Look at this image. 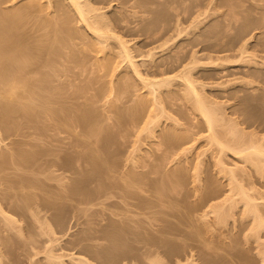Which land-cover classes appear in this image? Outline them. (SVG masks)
<instances>
[{
  "label": "rangeland",
  "instance_id": "rangeland-1",
  "mask_svg": "<svg viewBox=\"0 0 264 264\" xmlns=\"http://www.w3.org/2000/svg\"><path fill=\"white\" fill-rule=\"evenodd\" d=\"M111 1L113 8L111 6L108 11L120 6L119 3L123 0ZM125 1L123 2L127 4L130 0ZM152 1L150 3L153 4H150L149 0V4L144 3V9L142 5L140 6L144 12L139 7L135 9L137 13L139 12L136 19H133L135 14L131 15V18L128 17L129 20L131 19L129 22L136 21V24L130 23L134 24L131 27L139 24V28H134L140 29L139 31L135 29L137 33L132 31V28L130 31L124 30L123 33L124 37L130 40L129 44L133 52L137 54L140 50L145 52L149 48L157 47L156 58L161 56L164 59L171 57L172 53L177 51L183 54L182 50L189 51L190 48V50L194 48L198 50L199 53L195 50L194 52L198 53L196 55L200 62L195 60L197 56L192 60L193 57L190 55L187 59L191 57L192 61H197V65L201 64V67L194 68L195 78L201 84L204 83L203 86L198 83L199 89L212 106L214 104V107H219H216V110H221L222 114L219 115H223L224 112L223 116H218L221 120L217 119L220 125L215 126L217 129L215 133L218 132V135H215L219 136L222 141H226V144H230L231 130L235 128L233 130L241 133L238 134L240 141L259 144L264 139V0ZM10 2L11 0H2L1 5L5 6ZM24 2L26 0H20V3ZM163 4L166 6L164 7ZM178 4L180 6H177ZM163 7L169 8L170 13H167L172 17L176 14V19L180 17L179 19L184 22L187 18V22L183 24L188 26L187 29H184L180 37H176L178 36L176 34L173 40L171 38L169 41L164 40L167 30L165 27L173 25L176 19L171 18L173 24L170 23L171 19L166 13L168 10L165 13L170 20L169 26H166L168 20L166 22L162 20L164 17L160 18L161 20L156 18L159 20L157 22L154 19L161 15L160 9ZM157 11L159 16L156 14ZM193 13L198 14L199 17L193 15L192 18ZM184 16L185 18L182 19ZM194 18L198 19L196 23L198 25L193 28L189 23ZM146 25L148 28L145 27ZM161 27L165 29V32H162L165 34L164 37L161 31L157 30ZM151 28L154 32L156 30L159 32H156V36H152L155 37L154 39L147 35V32L152 31ZM170 34L167 33L169 38L172 36ZM145 36L148 38L149 45L142 47V43H147ZM151 38L152 43H150ZM185 44L188 49H185ZM177 48H181V51ZM242 50L246 51L245 56L242 54L244 58L241 56ZM94 54L97 57L101 56V53ZM95 56L94 59H96ZM218 57L220 59L217 63H219H215L219 66L212 62ZM94 59L91 61L86 58L89 62L86 61L88 67L81 63L82 67L86 70L91 69ZM187 59L184 64H187ZM190 59L187 62H190ZM83 61L85 63V59ZM79 62H81L80 59ZM48 68L41 70L40 75L47 76ZM57 68L59 72H56L57 75L52 76L51 74L53 79L48 78L50 82L46 86L48 91L50 86L52 88L49 93L54 103H56L55 100H60L55 98L63 94L61 97H64V100L72 101L78 111L82 109L84 111L87 105V95H94L97 110L94 109L96 113L93 114V119L96 117V121L94 120L91 126H94V122L101 124L102 129H98L102 130L101 138L99 136L100 139H96L95 134H93L95 136H89L86 130L89 129L90 124L78 122H74L75 125L68 123L73 127L66 125L69 129H66L64 125H54L57 122H49V120H45L48 122L46 124L43 121L42 125H39L41 124L39 122V126L36 127L35 123L38 121L33 120L35 118H30L34 123L25 122L29 119L24 120L22 115H19L22 116L21 118L17 115V121L25 122H21V127L19 121L20 125L16 124L14 127L16 119L13 118L14 124L13 122L11 124V119L8 124L6 123L12 129L1 126L3 124L0 123V160H6L7 157L12 159L10 156L14 154L17 147H21L19 151L27 150V153L29 150L34 153L31 149L39 150L34 161L31 158L26 165L24 164L25 166L22 163L23 166H19L20 168L26 167V174L28 173L29 179L33 180L29 183L35 181L37 183V185L36 183L35 185L28 184L29 188L26 185L27 189L24 188L22 179L19 183L16 181L18 176H21L19 173L24 172L22 169L19 172L20 168L17 165L20 163L15 162L17 164L15 169V165H10L11 159L6 160L7 162H0V165L2 163L1 166L4 167L3 169L0 166V211L2 212L0 213V241L5 243L1 245L0 242V264H74V260L69 258V255H62V261L65 262L62 263L61 259L57 258L61 253L70 254L72 257L81 256L86 264H101L102 260L99 255L110 251L112 253L111 249L115 250L118 247L113 246L118 243H111L112 241H117L121 245V240L128 237L130 238L128 242L140 245L144 244L141 243L143 240L147 242L157 239L158 241L160 235L164 233L166 237L165 235L161 237L166 238L164 242L160 243V240L156 243L162 245L165 241H169L167 244L169 246L165 248H169L167 250L171 248L173 258L180 254L182 264H264V227L258 228L259 218L245 212L243 198L236 184L241 183L250 193V197L253 196L252 199L263 207L264 174L262 175L256 166L243 162L228 150L225 154L221 153L222 149L219 152L220 145L215 143L213 137H210L211 130L202 115L194 108L192 99L177 92L176 89L180 88L178 87L179 79H173V84H169L165 92L158 96V100L160 101L159 97L162 100L158 108V104L150 99L147 90L135 77H126V82L124 79L122 82L119 80L117 82V77H114L116 82L113 84L109 76L99 79L95 76L96 74H93L90 84L87 83L90 78H86L85 81L84 76L81 77L82 75L79 76L77 73L69 75V78L61 76L64 68L60 64ZM179 68L175 70L173 68V71L168 74L177 73ZM88 71L85 72L86 75ZM62 78H66L65 82L61 80ZM70 80L74 81V85L77 83L79 85L81 81L86 82V85L90 84L86 86V89L84 88L87 95L77 93L75 96L71 93L73 88L76 92V86H68L66 82ZM118 88L121 90L119 91ZM167 91L173 93L167 94L169 93ZM118 92H121L122 97L118 99L117 107L128 115L121 122L116 123L115 109L109 108L105 102L109 98L113 100L114 97L116 100ZM138 98H143L142 102L145 106L141 100L138 102ZM135 103L139 107L141 104V107H144L141 111L139 108L135 111H139L140 114L132 111L136 109H133ZM98 124L95 123L96 128L100 126ZM96 128L93 127L92 130L90 128L91 132H89L94 133ZM170 133L174 134V137L180 134L184 137L180 135V139L166 140ZM8 149L14 152L9 155L10 150ZM85 149H91L93 156L99 153L104 157L107 161L103 158L106 168L104 167L105 169L103 168L101 172L95 170L96 165L93 166L95 159L91 157L94 159L91 160L90 155L85 153L87 152ZM68 154H72L73 159ZM5 162H9L10 166L3 164ZM229 169L235 171L233 179L236 177L237 180L234 181L236 183L232 181L233 179L231 180L233 174L231 175ZM80 178L83 180L79 181ZM74 180H76L75 184ZM21 182L23 186L20 185ZM164 182L168 186L173 185V188L169 186V189L165 188L166 191H164L161 189ZM39 184L41 187L35 188ZM79 185H82V191L76 189ZM20 187L24 188V191H20L18 189ZM95 191L96 195H94ZM20 192L31 195L30 207H26L25 197L22 200L20 197L23 194ZM88 193L92 196L91 194L87 196ZM13 195L16 196L13 197ZM32 197L35 199L33 200ZM20 199L23 201L20 202L22 204H17L21 201ZM134 203H148L150 206L155 204L156 207L151 206L152 208L146 205L149 206L148 210L149 208L154 209L153 212L156 210L159 213L155 211L156 213H150L149 216L147 206L141 205L143 208L145 206L148 212V215H146L147 212L142 214L145 208L144 210L141 208V211L138 209L140 205H132ZM126 207L130 211L133 209L134 214L124 215L121 211ZM223 208L230 210V213L229 216L226 215L228 217H223L222 214V219H220L222 211L226 213ZM181 213L187 215L186 220L183 219L184 215ZM262 213L264 214V210ZM177 214L180 215V220ZM3 215L12 217L15 221H13L15 224H12L15 229L11 224L9 225L11 222L8 221V224L4 222L7 218L5 219ZM37 217L41 219L38 220L39 222L36 220ZM178 221L182 223H177ZM127 226L128 229H126ZM140 235L146 239L140 238ZM136 238L142 241H138V244Z\"/></svg>",
  "mask_w": 264,
  "mask_h": 264
},
{
  "label": "bare ground",
  "instance_id": "bare-ground-1",
  "mask_svg": "<svg viewBox=\"0 0 264 264\" xmlns=\"http://www.w3.org/2000/svg\"><path fill=\"white\" fill-rule=\"evenodd\" d=\"M110 1L111 0H106V1L105 0H103V1L102 0H26V2L20 3V0H11V2L9 4L2 6L1 5L2 0H0V123L3 124L1 126H5L6 128L9 127L7 125L9 120L11 119L10 122L12 124V122L14 121L13 119H16L19 115H22L24 120L29 119V120H26L25 122L30 121V122L34 123L31 120L33 118H35L33 120L38 121V122L36 121L37 123H35L36 127L39 125H42L43 121L45 122V124L48 123L45 120H49V122H57V123H54V125H56V124L61 125V126L64 125L65 128L67 127L66 129H69V127L73 128L70 125H68V123L72 124L74 122H78V123H83L86 125L90 124L89 129L86 130V132H88V135L89 136H95L96 135V139H100L101 138L100 133L102 132V130L101 131H99V130H100V128L102 129V126H101V124H98L99 122H94V126L92 125L94 128L97 127L96 126L97 124L100 126H98V128H96L93 131L94 133H92V134L90 133L91 132L90 128H91V130L93 128L91 126V123L94 120L96 121V119H95L96 117L93 119V117L96 113L95 111L97 110L95 107L96 101L93 98L94 95L85 94V92L87 93V91H85L86 86L87 87L90 86L91 80L93 78L91 76L93 74L94 75L96 74L95 76H97V78H99V79H101V77L109 76L111 79V82L113 84L116 82V80H114V77H117V82H118V80L120 82L125 80V82H126L127 81L126 77H129V76L135 77V79L137 78V80L142 84V87L147 90L146 92H147V95L150 97V99L153 100V102L155 104L159 105V106L157 105L158 108H160V104L162 103V102L160 103V101H162L160 97H159L160 101L158 100V96L165 92L166 88H168V85L169 84L171 85L173 79L174 80L179 79L178 80L179 81L178 87H180V88L176 89L177 92L182 93L184 96H187V98L190 97L189 98L190 100L192 99L194 108L202 115L204 121L207 123V125L209 126V128L211 130L212 136L210 135V137H213V139L216 141L215 143L220 145L221 148H219V152L221 151L220 149H222L221 153L224 152L222 154H225V152L228 150V151L234 153L240 159H242L243 162H249V163L253 164L254 166H256V168H258V171L261 174L262 173L264 174V139L259 144L254 143V142H250V141H243V140L240 141L239 135L241 133H239V132L237 133V131L233 130L235 128H233L231 130V133H232L230 136L231 137V143H230V141L228 142L230 144H226L225 143L226 141H222V139L219 136L218 137L220 139L215 135V134L218 135V132L215 133L217 130L215 128V126L217 127L218 124L220 123L219 120H221V118H218V116L219 117L223 116L224 112H223V115H219V114H222L221 110L220 111H219V109L216 110V107L217 108H219V107L216 105H215L216 107H214V104L212 106L209 103L207 97L205 95H203L202 91H200V89H199V84H201V83L197 78H195L196 76H194V68H198L199 66L201 67V64L197 65L196 64L197 61H195V60L199 61L198 55H196L199 53V51L195 50V48L193 50H190L191 48L188 49L187 45L185 44V46H186L185 49L187 48L189 51L182 50L183 54H180L179 51L176 50L177 52L174 51L175 53H172L171 57L170 56L167 58L165 57L164 58L165 60L163 58H161V56H160V58H156V53H157L156 48L157 47L156 48L155 47L149 48L145 52L140 50L137 54H135L133 52L132 46L129 44L130 40L126 39L123 35L124 30L130 31L132 28L131 25H134V24H130V23L136 22L135 20L134 21L132 20V22H129L131 19L129 20L128 17L130 16V18H131L134 14H135V16L133 17V19L135 17H137V14L139 12L137 13L136 8L137 7L140 8L141 5H142L141 7H143L144 3H145V5H146V2H147V4H149L152 0L151 1L149 0V3H148V0H130V1L126 0V1H129L127 4L123 2L124 0L123 1L120 0L121 1V3H119L120 6L118 5L116 8L114 7L115 9L108 11L109 8L112 6V3L110 4ZM113 1H111V2H113ZM104 3H106L107 5L108 4H110V5L106 6V4H104ZM178 3H179V1H178ZM150 4H153V3H150ZM163 6L165 7L166 4L165 5L163 4ZM177 6H180V5L178 4ZM164 7H163V9H160L161 15L158 14V11L156 12V14L158 16L159 15L160 16L155 17L154 19L158 18L159 20H161L164 17L162 20H165V22L168 20V18L169 19H171V18L176 19V17H175L176 14L172 17V15L168 14V13H170V10H168L169 8L167 7V9H165ZM112 8H113V6H112ZM140 9L142 10V8H140ZM140 9H138V11ZM143 9H144V7H143ZM146 9H147V7H146ZM166 10H168V11H166ZM142 11L144 12V10H142ZM165 11H166V13L168 12L167 13L168 18L166 16ZM185 11H186V9H185ZM129 12H131V13H129ZM128 14H130V15H128ZM195 14L194 13L191 14L192 18H193V15H195ZM163 15H165V16H163ZM195 16H198V14ZM179 18L174 20V24L172 22L173 19H171V22H170V20H168V23H167L168 25H166V26H169L170 23H172L173 25L170 24V26L168 28L165 27V29H167L166 35L162 33V32H165L164 28L163 29H162V27L159 29L155 28L158 31L159 30L161 31V32L160 31L159 32L162 33L161 35H163V37L165 35V39L164 38H162V39L169 41L172 38V40H173V36H175L177 34L178 36H176V37H180L181 34L187 29L186 27H188V26L183 25V24H185V22H187L186 21L187 18H185V16L182 18V19L185 18L184 22H183V20H181ZM188 18L191 19L190 17H188ZM158 19H156V22L159 21ZM194 19H195V21H194ZM194 19L191 21L189 20L190 21L189 25H190V27L192 26L193 28L196 25H198V24H196V23H198V21H197L198 19H196V18H194ZM153 21L155 22V20H153ZM140 26H141V23H140ZM134 27L139 28V24H137V26L136 25L133 26V28H132V31H136V33H137L140 29L138 30L137 28H134ZM145 27H147V25ZM135 29H137L138 31ZM141 30H142V28H141ZM146 30H148V29H146ZM150 30H152V28ZM157 30H156V32H158ZM162 30H164V31H162ZM142 31H144V30H142ZM156 32H154V29H153L151 32H147V35H148V37L156 36L155 35ZM140 33H141V31H140ZM140 33H138V34L141 35ZM144 33H145V31H144ZM158 33H157V35H158ZM167 33L168 34L171 33L170 35H172V36H170V38H169L167 36ZM161 35H158V36H161ZM166 36L168 37V39ZM152 38L154 39L155 37H152ZM152 38L150 40L151 41L150 43H152V41H153ZM157 39H159V37H157ZM162 39H160V40H162ZM146 40H147V43H145V44L142 43L141 44L142 47L149 45L148 44L149 41H148L147 37H146ZM190 41L192 42L191 39H190ZM190 41H187V42L191 43ZM181 45H180V47H181ZM181 48H179V49L177 48V49L180 50ZM194 50L198 51V53L194 52ZM191 51H192V53H191ZM94 53H101V56L97 57V56H95ZM244 53H246V51L242 50L241 56L243 58L245 56ZM190 55L193 58L189 57V59L191 58L192 60L194 59V57L197 56L196 57L197 59H195L194 61H192L190 59L194 63H192L191 61L187 62L189 60L187 58ZM94 56L96 59H94ZM162 57H163V55H162ZM247 57L248 56H246V58ZM86 58H88V60H91V61L94 59L93 63H94V65L96 64V66L93 65V67H95V68H93L91 66V69L86 70V69H84L85 67H82L83 64H85V66L88 67V64H86L88 62L86 60ZM79 59L81 60V62H79ZM83 59H85V63H84ZM186 59H187V61H186L187 64H184V61ZM218 59H220V58L218 57L216 59V61L212 60V62H214L213 64L217 65L219 63V62L217 63ZM75 62H76V64H75ZM81 63H83V64H81ZM59 64H60V66H63V68H64L61 72V76L63 75V76L68 77L69 75L77 73L79 76L82 75L81 77L84 76L83 77L84 79L83 78L82 79L85 81H86V78H90V79H88L90 82L87 81V83H90L89 85H86L87 84L86 82L82 83V81H81V83H79V85H78V83L76 85H74L75 83H73L74 82L73 80L66 82L69 85L66 83H63V84L68 85V86L71 85V87L73 85H74V87L76 86L75 87L76 92L74 91V88L73 89L71 88L72 91L70 89L71 93H73L75 96H77V93H78V95L84 94V96H86V95L88 96L87 100H86L87 105H86V108L84 111H83V109L78 111L77 108H75V105L73 104L72 101L64 100V97L63 98L61 97V95H63V94H61L62 91L60 93L61 95H59V98H55V99H60V100H58V101L55 100L56 103H54L53 97L49 93V92H51L50 90H52L51 86L49 87L50 90L49 91L47 90V87H46V86H48L47 83L50 82V81H48V80H50L48 78H51V80H52L53 79L52 76L54 74L57 75V73L59 72L58 68H57V67H59ZM177 64L180 67V68L176 67L177 69L179 68V71L175 74H168L171 71H173V68H174V70L176 69L175 66H178ZM90 65H91V63H90ZM215 65H214V67L219 66V65H217V66H215ZM44 67L45 68L49 67L48 68L49 74L47 72L48 77L46 75L45 76L40 75L41 74L40 71L41 70L44 71V69H45ZM56 69H57V71H56ZM86 71H88L87 73L90 75V77L88 74L87 75L85 74ZM38 72H39V74H38ZM51 74H52V76H51ZM85 76H88V77H85ZM196 79L199 82H197ZM61 80L62 81L64 80V82H65L66 78H62ZM175 85L177 86V84H175ZM201 85L203 86L204 83H202ZM80 87H82V88H80ZM112 90L113 89H111V92H113ZM118 90L120 91L121 88L120 89L118 88ZM167 90H170V89H167ZM172 91H171V93L174 92V91L173 92ZM167 92H169L167 94H171L170 91H167ZM174 93H176V92H174ZM120 94H121V92H118V95L120 97L117 95L118 98L116 100H114L116 98V97H114L113 100H109L110 99L109 98L108 99L109 101L106 99L107 102H105L106 105L107 104L109 105V108L111 107V108L115 109L114 111H115V118L116 119L114 118V120H117V121H115L116 123L121 122L122 119L123 118L125 119L126 115H128L127 113L125 114L121 108L119 109L117 107L118 106L117 101L119 98L122 97V95H120ZM53 95H55V94H53ZM138 99H139V101H138ZM138 99H137V101L140 102V100H141V103L143 104V106H145V104L142 102L143 98H138ZM137 101H134V102H137ZM157 101H158V103H157ZM135 104L137 105V103H135ZM142 104H141V106H142ZM136 105L133 108V109H135V108L136 109L132 110L133 112H135L137 110V108H139L140 111L142 110L141 108H144L141 106L139 107V105H137L138 106L137 107ZM94 109H96V110H94ZM93 110H94V112H93ZM124 111L126 112L127 110H124ZM218 111H219V113H218ZM135 113L140 114L139 111L135 112ZM138 114H136V116ZM13 116H16V117H13ZM21 117L19 116L18 118H21ZM30 118H32V119H30ZM17 119L14 121L15 122L14 127L16 126V124H19V122L21 124V125L19 124L21 127L22 123L24 121L22 122L21 120H18L19 121L18 122ZM217 119H219V120H217ZM14 122H13V124H14ZM16 122H18V123H16ZM39 122H41V124H39ZM216 122H218V123H216ZM95 123H96V125H95ZM66 125H68L69 127ZM74 125H75V123H74ZM74 125H72V126H74ZM61 126H59V127L63 128ZM3 129H5V128H3ZM9 129H12V128L9 127ZM212 130H214L213 133H212ZM93 134H95V135H93ZM171 135H172V133H170V135L167 136L166 140L169 139V140L174 141L173 139H178V138L180 139L181 134L178 137L176 135L174 137L173 136L174 134L172 136ZM243 135H244V133H243ZM99 136H100V138H99ZM181 136L184 137V135H181ZM18 148L19 147H17V149ZM17 149H15V152L13 151L14 154H12L13 153L12 149L11 150L8 149V150H10L9 155L12 154L10 156V157H12V159L11 158L8 159V157L6 158L7 161H9L11 159V161H9L10 165L11 166L15 165V169H16V165L18 163H20V165L18 164L17 167L20 168L24 164L26 165V163H28V161L31 160V158L34 161V158L36 159V157L38 155L37 153H39V150H35V149H33V150L31 149V151H34V153L29 152L30 150L27 153V150L25 151V149H23L22 151H19V150H21V147L18 149V151H17ZM90 150L91 149L86 150L87 152H85V153L90 155L89 158L91 160L93 158L95 159V160L93 159L95 161V162H93V166L96 165V166H94V168H96L95 170H98L101 172V170L106 166V164H105L106 159L104 157L100 156L99 153L98 154L95 153V155L96 154L97 155L93 156V154H92L93 152ZM35 151H37V152H35ZM4 155H5V153H4ZM4 155H3V157H4ZM13 155H15L16 157L15 156L13 157ZM68 155H70V157L73 156L72 154H68ZM68 157L69 156H67V159H68ZM91 157H93V158H91ZM97 157L99 159H97ZM103 158L105 159V161H103ZM220 158H219V161L221 162L222 158L221 159ZM1 160H0V162L6 161L5 159H1ZM68 160H70V159H68ZM64 161H65V159H64ZM6 162L3 164L8 165L9 162L8 163H6ZM67 162L69 163V161H67ZM21 163L23 165H21ZM29 164H30V162H29ZM1 165H2V163H1ZM10 165H8V167ZM1 167H3V166H1ZM10 168L13 169L12 167H10ZM25 168L26 167L19 169V172H21L22 170L24 172H21L22 174L19 173L21 176H18L19 178H18V180L16 179V181H18L17 183H19L22 179V181H24L23 182L24 184L21 182L20 185L23 184L25 186L24 188L27 189V188H29L28 184H31L33 182V180H31L32 178L29 179L30 176L27 175L28 173L26 174L27 171L25 172ZM3 169H4V167H3ZM29 169H28V171H30ZM14 171H18V170H14ZM230 172H231V175L233 174L232 178H231V180H232L233 176H235V173H234L235 171L231 169ZM24 173L26 174V176ZM87 173H89V172H87ZM235 178L236 177H234V179L232 180L233 182L237 180ZM81 179L82 178H80L79 181L83 180V179L82 180ZM86 179H88V178H86ZM30 181H32V182L29 183ZM74 181H75L74 182V184H75L76 180H74ZM84 181H85V179H84ZM26 182H27V184H26ZM169 182H168V184H171ZM34 183H36V181ZM34 183H32L31 185H35ZM234 183H236V182H234ZM163 184H162L163 186L161 185L162 186L161 189H164V191H166L165 188L169 189V186L171 187V185L168 186V184L166 182H164ZM165 184H167V185H165ZM236 184H237V187L239 189L238 192L241 194V196H242L241 198H243V205H244L245 212L247 214L248 213L253 214V216L255 218H259L258 220H260V221L258 223V225H259L258 228L259 227L263 228L264 227V214L262 213V210H264V206L261 207L260 203L254 201V199H252L253 196H252V198L250 197L251 196L250 193L247 191V189L245 187H243V185L241 183L238 184V182H237ZM23 185H21V186H23ZM26 185L28 186L27 188H26ZM36 185H37V183H36ZM77 185H75V186H77ZM240 185H242V187ZM100 186H104V185H100ZM165 186H167V187H165ZM33 187H35V186H33ZM40 187L41 186L39 184V186H37L35 188L39 189ZM234 187H236V186L234 185ZM20 188L22 189V187H20ZM20 188H18L20 191H24V188L22 190ZM172 188H173V185H172L171 189ZM76 189L79 191H82L83 187H82V185H79ZM20 193H22V192H20ZM22 194L23 195L20 198L23 200V198L25 197L24 200H26V201L24 203H26L25 204L26 207H30L31 195H28L29 193H26V194L22 193ZM90 194L88 193L87 196ZM94 195H96V191L94 192ZM15 196L13 195V197H15ZM91 196H92V194H91ZM33 198L34 197H32V199ZM22 200L18 201L19 203H17V204H22V203H20V202H23ZM49 204H51V203H49ZM137 204L138 203H136V204L134 203L132 205L137 206ZM146 204L149 205L148 203H143V204L139 203L138 205H140V206L138 209H140L142 211L141 208H143V206H141V205L147 206ZM145 206H144V208H145ZM149 206H147V210H148ZM151 206L156 207L155 204L151 205ZM17 207H18V205H17ZM176 207H177V205H176ZM144 208H143V210H144ZM129 209H131V208H129ZM229 209H230V207H229ZM231 209H232V207H231ZM145 210H146V208H145ZM147 210L145 212L142 211V214H145L147 212ZM153 210L154 209L150 210V208H149V210H148L149 216H150V213L153 214V213L157 212L156 210H155L156 212L155 211L153 212ZM224 210H226L225 211L226 213H224V211H222L221 216L219 217L220 219H222V214H223V217L229 216L228 214L230 213L229 212L230 210L229 211H227V209H224ZM132 211H133V209H132ZM132 211L128 210L126 207L121 212L124 215H129V214H134ZM0 213L2 214L1 211H0ZM139 213H140V211H139ZM157 213H159V212H157ZM179 214H180V211H179ZM181 214L184 215L183 213H181ZM137 215H139V214H137ZM146 215H148V212L146 213ZM226 215H228V216H226ZM3 216H5V215H3ZM185 216L187 217V215L182 216V217H184L183 219H185ZM177 217L180 220V218H181L180 215H178ZM0 218H1V216H0ZM6 218H7V221H4V222H6V223L8 221L11 222V223H9V225L11 224V226H13L12 224H15L14 223L15 221L12 219V217L10 218L6 215L5 219ZM37 218L38 219L35 218L37 221L41 220L39 217H37ZM2 219L5 220L3 217H2ZM178 219H176V220H178ZM223 219L225 220V218H223ZM180 222L182 223V221H180ZM180 222L178 221L177 223H180ZM7 224H5V225H7ZM147 224H149V223H147ZM6 227H8V225ZM13 227H10V228L15 229V226H13ZM126 229H128V226ZM17 230H15V231H17ZM136 235H137V237H139V234L136 233ZM163 235H165V233L161 234L160 236L163 237ZM167 235H168V233H167ZM141 236L142 235H140V238L143 239L144 237H141ZM161 237H159L158 239L161 240L160 243H163L164 240L166 239L165 238L166 235L164 238H161ZM167 237H169V235ZM125 238H123L122 240L120 239L122 242L121 245L116 240H115L116 242H114V241L111 242V243H118V245H115V244L113 245L115 247L116 246H118V247H116V248L114 247L115 250L110 248L112 250V253H110L111 251L108 250L110 252L100 254L99 256L101 257V260H102L101 264H146V263L147 264H182L180 254H179V256H176L175 258H173L174 254H173V252L171 254V252H170L171 248H170V250H167L169 248H165V246H167V244H169L168 243L169 241H165L166 244L164 243L161 245L159 243H156V242L160 241V240L157 241L156 238H155L156 239L155 241H150V240L147 241V242H151L150 244L145 242L146 240L142 241L140 239V241H142L141 243L145 244V245L140 244V245H142V246H140V245L131 244L130 242H128V239H130V238L127 237L126 238L127 240ZM144 239H146V238H144ZM133 240H135V239H133ZM136 241L138 242L139 240H137V238H136ZM137 242H136V244H137ZM139 242H138V244H139ZM2 244H5V243L1 242V245ZM130 244L132 246H130ZM62 255L63 256L69 255L68 257L72 258L74 260V264H86L85 260L81 256H73L72 257V255H70V254L66 255V254L61 253V255H59V257L57 256V258L61 259L62 263H65L64 261H62V257H63Z\"/></svg>",
  "mask_w": 264,
  "mask_h": 264
}]
</instances>
